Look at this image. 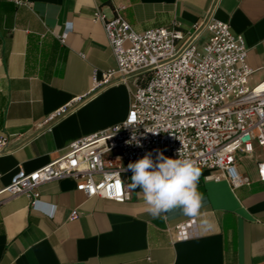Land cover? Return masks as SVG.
<instances>
[{
  "label": "crops",
  "instance_id": "obj_1",
  "mask_svg": "<svg viewBox=\"0 0 264 264\" xmlns=\"http://www.w3.org/2000/svg\"><path fill=\"white\" fill-rule=\"evenodd\" d=\"M31 1L0 0V138L7 140L0 187L18 170L36 171L73 142L127 118V85L95 88L101 73L116 67L104 25L93 21L97 9L112 17L122 7L139 33L175 22L184 30L209 18L226 22L245 38L251 85L264 79V0ZM69 104L67 114L46 122ZM239 168L252 183L238 189L206 181L201 171L204 204L196 218L179 211L153 218L141 190L130 187L132 173L125 176L132 192L125 203L88 198L70 177L41 185L36 208L25 194L5 195L0 264H264V183L255 160L243 157ZM189 223L197 236L181 239L178 226Z\"/></svg>",
  "mask_w": 264,
  "mask_h": 264
},
{
  "label": "built area",
  "instance_id": "obj_2",
  "mask_svg": "<svg viewBox=\"0 0 264 264\" xmlns=\"http://www.w3.org/2000/svg\"><path fill=\"white\" fill-rule=\"evenodd\" d=\"M10 1L33 5L31 0ZM122 9L115 6L112 17L95 11L93 21L103 23L116 59V67L102 72L95 88L127 85V118L73 142L64 156L36 171L18 170L9 185L0 187V202L5 195L25 194L36 208L41 185L70 177L88 198L125 203L132 199L125 180L132 173L126 171L128 164L148 152L155 159L156 149L178 158L182 144L187 157L207 172L206 181H226L233 189L250 185V176L239 168L244 157L256 161L258 179L264 183V159L257 154L264 149V79L255 86L250 83L253 70L244 36L215 18L192 30L175 22L139 33ZM69 107L60 108L46 122L64 116ZM133 120L138 122L135 131L141 146L127 143L134 131L127 125ZM6 145L0 138V148ZM77 216L74 210L71 219ZM197 233L194 223L178 226L181 239Z\"/></svg>",
  "mask_w": 264,
  "mask_h": 264
},
{
  "label": "clouds",
  "instance_id": "obj_3",
  "mask_svg": "<svg viewBox=\"0 0 264 264\" xmlns=\"http://www.w3.org/2000/svg\"><path fill=\"white\" fill-rule=\"evenodd\" d=\"M137 125L135 120L127 125L134 130L127 143L135 141L137 146H141L135 131ZM155 153V159L152 152H148L137 161L130 162L126 169L132 172L130 187L141 190L148 214L153 218H167L168 214L179 211L190 218L200 216L204 196L198 191L202 172L197 162L187 157L183 144L175 159L165 156L159 149ZM204 223L208 222L205 220Z\"/></svg>",
  "mask_w": 264,
  "mask_h": 264
},
{
  "label": "rangeland",
  "instance_id": "obj_4",
  "mask_svg": "<svg viewBox=\"0 0 264 264\" xmlns=\"http://www.w3.org/2000/svg\"><path fill=\"white\" fill-rule=\"evenodd\" d=\"M257 154H262V159H264V149H258Z\"/></svg>",
  "mask_w": 264,
  "mask_h": 264
},
{
  "label": "snow or ice",
  "instance_id": "obj_5",
  "mask_svg": "<svg viewBox=\"0 0 264 264\" xmlns=\"http://www.w3.org/2000/svg\"><path fill=\"white\" fill-rule=\"evenodd\" d=\"M132 118L134 119L135 117L133 116Z\"/></svg>",
  "mask_w": 264,
  "mask_h": 264
}]
</instances>
